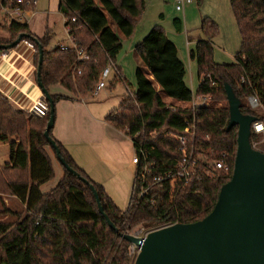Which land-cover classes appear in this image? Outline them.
I'll list each match as a JSON object with an SVG mask.
<instances>
[{
  "label": "trees",
  "instance_id": "1",
  "mask_svg": "<svg viewBox=\"0 0 264 264\" xmlns=\"http://www.w3.org/2000/svg\"><path fill=\"white\" fill-rule=\"evenodd\" d=\"M5 1L14 4L22 1L25 9V4L30 2L31 10L37 5L34 0ZM229 2L242 38L234 63L214 61L211 40L217 29L212 21L203 22V29L210 37L199 41L190 52L200 80L194 94L186 83L187 70L177 46L164 28L155 26L135 48L142 62L136 70L135 98L126 96L118 109L106 117L114 129L126 132L136 148L143 147L148 163L153 164L154 175L176 170L182 158L177 137L184 134L187 123L195 125L189 150L195 148L198 166L173 199L169 186H154L142 199L134 201L132 209L121 210L56 141L71 169L94 186L105 214L122 234L167 223L192 224L203 220L214 210L235 167L238 127L228 130L230 108L226 105L174 106L163 100L154 82L163 96L180 103H191L201 96H207L212 103L228 101L226 86H229L239 100H248L251 96L258 99L256 109L241 104L243 115L264 120V0ZM145 11L146 0H60L59 12L68 21L66 25H70L76 44L89 55L88 60L79 61L72 48L61 50L58 43L52 46L55 36L52 30L47 29L39 38L31 33L28 24L7 19L0 23V44L10 45L20 35H29L21 42L37 51L36 68L39 46L44 51L43 87L49 91L59 85L75 96L87 98L109 60L117 62L123 49L113 26L124 39H131ZM74 17H78L76 22L71 21ZM174 27L181 32L182 21L175 19ZM118 70L120 75L116 78L126 83L121 68ZM51 96L55 105L70 98ZM46 104L48 111L39 117L15 110L0 93V144L10 146V161L0 168V197H16L25 207L21 212L9 208L3 211L16 220L0 222V264H132L133 246L108 226L89 185L62 166L64 177L58 185L47 193L41 191V186L55 177L47 150L50 144L45 137L50 119V105L48 101ZM50 136L53 138L52 130ZM262 139V135L252 131L251 144L264 153ZM222 159L229 166L228 172L213 166Z\"/></svg>",
  "mask_w": 264,
  "mask_h": 264
},
{
  "label": "water",
  "instance_id": "2",
  "mask_svg": "<svg viewBox=\"0 0 264 264\" xmlns=\"http://www.w3.org/2000/svg\"><path fill=\"white\" fill-rule=\"evenodd\" d=\"M24 37L0 50L17 47ZM44 51L39 46L37 83L50 105V119L45 137L61 165L89 185L100 213L117 234L138 250L132 264H264V153L251 144L252 125L256 117L243 115L240 101L226 86L230 107L228 130L238 127L237 154L233 176L223 186L214 210L203 220L192 224L154 227L146 236L122 234L109 217L93 185L80 177L61 156L50 136L55 124V103L41 82ZM149 229V230H151Z\"/></svg>",
  "mask_w": 264,
  "mask_h": 264
},
{
  "label": "crops",
  "instance_id": "3",
  "mask_svg": "<svg viewBox=\"0 0 264 264\" xmlns=\"http://www.w3.org/2000/svg\"><path fill=\"white\" fill-rule=\"evenodd\" d=\"M57 1L59 11L60 0ZM205 1L206 0H203L201 4ZM37 6L38 5H36L32 12L24 15L22 22L28 24L31 33L40 38L44 36L47 29L52 31L53 29H51L50 25L47 23L43 36H39L34 32L33 27L36 23V19L41 15V12L37 10ZM49 6L51 5H48V7ZM160 19L166 20L165 15L161 14ZM156 23L157 22H154V24H152L154 26L144 27L139 34L136 30L134 36L131 39H127L129 42V49L134 46L136 40L139 39L140 41L142 36L152 27L161 26L164 28L160 23ZM172 28L174 32H177L173 25ZM183 30L184 25L182 22V31L178 32L172 41L178 48L179 56L184 62L186 70L187 58L189 60L188 69H190L189 81L191 85L189 88L195 94L200 80L198 77L197 65L194 67V61L190 60V52L193 50V46L191 45L192 42L190 41L191 37L189 34H186L184 38L181 35ZM165 31L168 35L166 29ZM117 35L121 42H123L121 34L117 33ZM36 54L37 51L26 42H21L16 48L11 50L0 51V93L9 99L15 110L35 113L37 116L43 117L48 109L45 96L36 81ZM119 58L118 56L117 66L121 68L122 74L126 73L127 66L124 64L125 61L121 62ZM147 76L151 80H154L152 75L149 74ZM187 76L188 73L185 78L186 83ZM113 78L116 82L120 81L116 78V74H113ZM113 85L111 81L110 87H114ZM154 86L166 103L184 108L191 107L189 105L190 103L173 102L168 97L163 96L159 86L155 82ZM107 87L108 84L105 89H107ZM105 89L99 91L96 97ZM49 91L52 95L70 97L68 100L58 101L55 105V124L52 129L53 139L66 149L78 167H80L93 182L104 188L109 198L113 201L120 187L124 185H126L127 189L130 187L133 171H136V167L132 162L134 158L132 154L135 155L136 151L132 140L126 136L125 133L114 129L106 122V117L111 112L118 109L127 95L123 93L124 96L122 95L113 101L107 99L90 102L87 98L75 96L59 85L51 87ZM8 144L9 143H6L5 145L9 146ZM121 148H124V150H121ZM123 154L126 156L124 157ZM43 186L44 185L41 186L42 192H44L42 189ZM5 200L9 202L17 200V198L9 197V199ZM7 206H10L9 203H7Z\"/></svg>",
  "mask_w": 264,
  "mask_h": 264
},
{
  "label": "rangeland",
  "instance_id": "4",
  "mask_svg": "<svg viewBox=\"0 0 264 264\" xmlns=\"http://www.w3.org/2000/svg\"><path fill=\"white\" fill-rule=\"evenodd\" d=\"M56 1V2H55ZM37 10L41 12L40 17L36 19V23L33 27V30L39 36H43L44 31L46 30L47 23L50 25L51 29H53L55 36L53 38L54 42H52V46L54 44H64L70 45V39L67 35L65 28V19L64 16L58 11V1L57 0H42L37 4ZM48 5H51L48 7ZM147 10L143 15L142 20L136 26V30L139 33L146 26H154V22L156 24H161L168 32V37L172 41L178 32H174L172 25L174 19H180L183 22L184 30L181 34L184 38L185 35L189 34L191 45L193 46V50L196 49L197 43L199 41H204L209 39L208 32L203 29V22L210 20L215 24L217 29V34L213 36L211 42L213 46V58L214 61L218 64H232L235 62V55L240 51L242 38L240 34V30L238 24L236 22V18L234 12L232 10L231 4L229 0H206L203 4H191L186 5L184 12H178L176 10V5L173 0H146ZM164 14L166 20L160 19V15ZM115 32L119 33L117 28L113 26ZM153 30V27L142 36V38L135 41L134 46L129 49V42L127 39L123 38V49L119 54V60L124 62L127 66L126 73H123L125 81L127 85L131 88L132 91H135L137 88L136 81V70L137 66L141 65L142 62L139 60L138 56L135 53V48L137 44L141 43L144 38L149 34V32ZM137 34V35H138ZM189 39V38H188ZM173 42V41H172ZM11 50V49H10ZM126 59V60H125ZM193 63V62H192ZM139 64V65H138ZM187 85H190L189 81V60L187 58ZM194 67H196V62L193 63ZM114 84V87H110V82ZM110 82L108 80V87L105 89L100 95L93 96L90 94L87 99L92 101L99 100H109L113 101L118 99L120 96L127 95L125 94L124 84L120 81H114L113 74L110 77ZM123 95V96H124ZM102 97V98H101ZM166 97V96H165ZM239 100V99H238ZM242 105H250L248 100H239ZM194 102L196 106H224L229 107V102L226 100L221 103H212V102H203L199 100H195ZM194 103H190L192 106ZM230 108V107H229ZM260 111V109L258 110ZM264 143V136L262 139V144ZM9 145V144H8ZM130 145V144H129ZM55 168V177L48 183L43 186V193H47L54 189L58 183L63 179L64 171L61 163L59 162L56 154L54 153L51 146L47 147ZM120 150V149H118ZM124 150V148H121ZM122 153V152H121ZM127 154V153H126ZM125 157L126 155L123 154ZM134 155L132 154V157ZM10 161V146L0 144V168L5 167L7 163ZM110 174V173H109ZM134 177L135 172L133 171L132 179L130 183V187L126 188V185L120 187L115 195V199L113 200L114 204L120 208L121 210H126L129 207V203L132 196V190L134 185ZM5 199H9L7 196L0 197V222H14L16 219L11 215L4 214L5 209H12L13 211H24L25 207L23 202L20 199L6 202ZM9 203L10 206H7ZM152 231V229L150 230ZM147 230H136L131 234H135L138 236H146L149 232ZM134 258V257H133ZM134 260V259H133ZM133 263V262H132Z\"/></svg>",
  "mask_w": 264,
  "mask_h": 264
},
{
  "label": "built area",
  "instance_id": "5",
  "mask_svg": "<svg viewBox=\"0 0 264 264\" xmlns=\"http://www.w3.org/2000/svg\"><path fill=\"white\" fill-rule=\"evenodd\" d=\"M39 1L41 0H34V3L37 4ZM202 1L203 0H174L176 5V10L180 13L184 12L186 5L199 4ZM25 6L26 9L23 8L22 1H19L18 4H14L13 1L0 0V23L4 19H7L11 22L23 23L22 21L24 19V15L26 13L32 12L30 2H27ZM77 18L78 17H74L72 18L71 21L76 22ZM67 23L68 21L65 20V28L71 44L70 45L60 44L61 50H67L69 48H72L76 51L77 58L79 61L88 60L89 55L84 49H82L76 44L74 36L70 34L71 27L69 24L66 25ZM112 74H116L117 76L120 75L117 62H114L113 60L110 59L107 67L100 74L98 83L94 91L92 92L93 96H96L99 93V91L106 88L107 82ZM120 80L122 79L120 78ZM124 88L127 93V96L134 99L135 91H132L131 88L126 83H124ZM195 100L208 102L209 98L207 96H201V97H196L194 101ZM194 101L191 102L194 103L191 106V108L201 107V106H196L195 105L196 102ZM249 102L252 108L256 109L259 107V102L256 97L251 96L249 98ZM252 131H254V133H256L257 135L264 136V120H259L256 123H254L252 125ZM123 133H125L126 135V132ZM194 135H195V125L187 123L184 134L177 137L180 143L182 158L181 160L178 161L175 171H171L163 175H154L152 172L153 164L148 163V159L143 147H138V148L135 147L136 151L132 162L136 167V171H135L134 185L131 196L132 200H130L128 209H132V207L134 206V201L136 199L137 200L142 199L148 193L151 187L164 186V185L169 186L171 199H173L174 196H176L179 193V191L185 187V185L189 182L191 176L193 175L196 167L198 166V156L195 153V148L192 147L189 150V142L192 141L191 138ZM211 153H214V151L211 150ZM222 157L225 158L226 155H223ZM213 166L216 169H220V170L222 169L226 172L229 171V166L224 162L223 159L215 161L213 163ZM176 224L178 223H167L164 225H160V227H168ZM131 250L133 257L135 258L138 254V250L135 247H132Z\"/></svg>",
  "mask_w": 264,
  "mask_h": 264
}]
</instances>
